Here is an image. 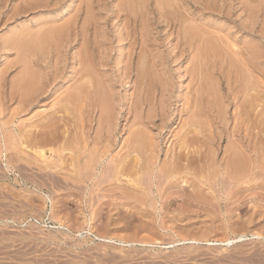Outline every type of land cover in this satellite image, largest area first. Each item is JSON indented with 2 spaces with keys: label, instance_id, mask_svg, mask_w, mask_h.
I'll return each instance as SVG.
<instances>
[{
  "label": "rangeland",
  "instance_id": "1",
  "mask_svg": "<svg viewBox=\"0 0 264 264\" xmlns=\"http://www.w3.org/2000/svg\"><path fill=\"white\" fill-rule=\"evenodd\" d=\"M33 1L35 0H0V264H264V238L257 239L253 235L262 234V232L264 234V213L262 214L264 212V187L259 192L247 189L242 191V187L235 188L234 185H230L233 182L229 179L230 177L227 174L225 176L221 174L223 166L219 167L228 159L226 153L231 147V142L237 141L238 137H241L239 134L242 133L243 136L244 132L239 131L240 125L237 124L238 122L241 124L242 112L246 114L245 125L247 127L250 125L251 129L250 127L249 129L253 130L251 132L258 131L260 129L258 127L261 126V133L263 132L261 135L264 136V0H129L134 5L132 7L128 0H40L46 2L47 5L41 4L39 8L28 10V4ZM71 1L74 5L68 9ZM123 6L125 9L128 8L127 10L131 8L132 13L139 12L137 13L138 20L133 19L129 26L124 22V13L117 14ZM134 9L138 10L133 12ZM87 16L94 23L93 45L92 42L85 43L81 35L76 38L77 35L74 34V30L75 33L81 30ZM181 23L184 24H182L183 28H186L187 32L189 29L188 33L196 38L195 45L190 50L181 44L180 36L185 33L184 29H179ZM60 27L64 29L63 31L67 30L65 31L67 35L64 32L65 36L62 34L60 37L52 34L53 29H61ZM49 28L53 31L50 32ZM91 45L96 50H91ZM142 52L144 53L142 64L144 68H147L149 76L153 74L157 79L156 82L162 94L169 90V93L163 95L170 96L173 101V117L169 124L171 129L165 130H170V134L167 135L166 140L164 139L165 141L162 140V153L158 159V166L154 170L155 175L161 170L160 168L166 162L165 159H168L172 153L171 148L174 149L177 141H180L178 139H183V132L185 133L189 127L187 121L191 115L184 112L182 106L189 102L187 100H194L192 99L195 97L194 93L199 88L200 96L202 95L201 103L198 101L200 109L203 106L206 107L204 109L206 111L211 108L209 107L211 104L213 113L216 114L219 110L218 114H221V110L225 107L223 112L227 113L229 120V125L225 127L228 128L227 132L230 135L228 134V138L223 133V140L219 146L217 145L219 150L216 152V161L212 166L213 169L215 166L218 167L217 169L213 171L211 168V171L208 167L210 163H207L208 166L202 163L197 167L198 170L195 168L197 170L195 173V169L190 172L194 173V177L192 175L188 177L195 178V183H198L193 185L194 188L181 180L180 189L164 190L166 193L163 195L166 194L165 196H169L170 192L167 200L164 196L162 198L157 196V193L155 194L157 187H154V194L147 195V199L142 192H137L138 196L136 194L135 196L139 198L141 195L140 198L143 200L139 198V201L135 197L137 204L133 200L130 202V199L118 197L122 189L124 191L127 189L125 183H119L120 181L110 183V186L116 187L115 189L121 187L118 188L120 191L116 190L115 193L118 195L115 198L113 195L116 194L108 190L110 189L109 183L106 185L104 183L105 187L102 186L103 184L100 186L106 191L99 190L100 187L95 189L97 186L94 184L98 180L105 182V180L102 181L103 177L108 179L106 174L113 167L112 157L125 154L127 149H124L126 148L124 140L130 136L131 129L136 127L132 124L135 117L134 112L129 114L134 95L137 94L131 85L134 75L130 77L123 75L126 71L124 68L130 63V59L138 61L139 53L142 54ZM82 59L93 68H101L102 75L105 74L104 84L114 83L117 96L124 99V103H128L124 107L125 110L120 112V116L118 115L120 122L116 128V141L111 142L113 146L109 147V153L104 156L103 163H100L97 172H93L96 174L95 181L90 173L87 179L82 181L78 178L77 182L76 177L73 178L72 175L69 177L70 169H73L72 163L76 161H74V155L76 159L79 156L82 157L84 164L85 161L95 157V154L92 155L95 152L94 149L102 143L101 141H104L103 139L96 141L95 132L99 126L98 121H100L97 109L87 104L83 108L85 111H81V114H84L81 115L78 111L81 104H77L79 108L75 106L76 104H71L70 107L73 110L70 114L63 108L64 97H71L70 94L72 97L75 96L74 91L78 86L76 82L79 79L77 72L81 68L78 63ZM98 61L100 64L96 65ZM102 62L104 67H100ZM31 77L33 79L35 77L37 82L42 79L47 80L50 90L54 93H46L42 96L43 99L26 95L25 90H22L23 82ZM22 79L23 82H21ZM227 87H230V90ZM227 94L230 98L225 97ZM27 96L31 97L32 101H34L33 98L37 101L39 99V102L35 103V100L34 103L29 104L31 100L30 98L25 99ZM184 98L185 100L187 98L186 103ZM252 100L255 103V109L249 107ZM26 101H29L28 105ZM60 105L62 107L58 113ZM94 110H96L95 113L92 112ZM204 110L200 111L199 118L196 117L199 124L206 121L207 111L205 115ZM61 111L63 113L58 115ZM47 115L52 116L47 120H56L57 126L64 123L58 133L55 128L53 129L56 130L54 132L57 135L60 134L58 139L62 135L68 137V140L63 139L64 142L61 138V142L57 139L54 142L51 141L53 144L46 145L47 148L44 147L46 150L55 149L52 158H49L50 161L47 160L48 165L50 164V171L46 168L47 162L34 159L35 155L32 152L35 147L37 149L39 146L37 144L39 141L35 140V137L40 139L44 136H38L40 135L38 130H40L41 122L47 123L45 120L48 118ZM54 116L57 119L53 120ZM239 116L240 119H238ZM58 117L65 119L60 121ZM81 117L86 120V124ZM247 118H249L248 121ZM80 121L85 124V131L82 130L83 128L79 129L82 125ZM216 121L213 122L214 125L212 123L214 128L212 130L221 135L223 125L216 124ZM66 122L69 126H65ZM247 122L249 125L246 124ZM203 124L201 127H206V124ZM251 124L254 126L252 127ZM256 124L257 127H255ZM215 128L221 129L215 132ZM233 129L241 133L237 134ZM64 130L66 134L62 132ZM33 132L37 134L35 137ZM49 132L51 133L50 130ZM155 133H159V130H155ZM25 138L28 139L25 140ZM84 138H89L86 140L88 144H84ZM31 139L34 143H31ZM68 141L70 144L67 143ZM96 143H98L97 146H95ZM62 144L64 146H61ZM91 145L95 147L90 150ZM67 146L73 150L69 151ZM86 146L89 147L88 150ZM89 154L91 156H88ZM43 167L44 170H42ZM148 174L149 171L144 174L143 188L146 190L152 187L153 183ZM50 175L51 178L53 175V178L49 181ZM187 175L190 174L187 173L185 177ZM129 178L132 177H128V180ZM261 181L264 184V179ZM55 182L58 184H52ZM75 184L81 189L79 186L75 189ZM238 188L241 192H238ZM175 189L182 191L179 200L171 197V192ZM96 191H101L102 193L99 192L101 196ZM114 203L120 204L119 207L118 205L114 207ZM243 235L247 237L241 239ZM99 236L111 237L113 241L106 243L97 238ZM227 240L230 243H227Z\"/></svg>",
  "mask_w": 264,
  "mask_h": 264
},
{
  "label": "bare ground",
  "instance_id": "2",
  "mask_svg": "<svg viewBox=\"0 0 264 264\" xmlns=\"http://www.w3.org/2000/svg\"><path fill=\"white\" fill-rule=\"evenodd\" d=\"M131 1V0H130ZM129 0H128V2H130ZM167 1V0H166ZM178 1V0H177ZM139 2V1H138ZM137 2V3H138ZM176 2V1H175ZM131 3V2H130ZM159 3V2H158ZM41 4H43V5H45L46 4V2H44V1H40V0H35V1H33L32 3H29L28 4V6L29 7H27L28 8V10H34V9H36V8H39L40 6H41ZM132 5H131V7L132 6H134L133 5V3H131ZM47 5V4H46ZM74 4H73V2L71 1V2H69V7H67L68 9L70 8V7H72ZM21 6V5H20ZM128 6V5H127ZM135 6H137V5H135ZM139 6V5H138ZM162 6V5H161ZM165 6V5H164ZM172 6V5H171ZM184 6V5H183ZM169 8V7H168ZM171 8V7H170ZM128 8H124V6H123V8H121L120 7V9H119V12H117V14H119V13H124V22H125V24L126 25H128L129 26V23L131 22V21H133V19L134 20H138V15H137V13H139V12H137L136 14L135 13H132V11H131V8H130V10H127ZM164 9V8H163ZM167 9V8H166ZM138 10V9H137ZM137 10H135L134 9V11L133 12H135V11H137ZM19 11V10H18ZM161 11H162V9H161ZM167 11V10H166ZM16 12V11H15ZM14 12V13H15ZM170 13V12H169ZM3 14V13H2ZM1 14V15H2ZM5 14V13H4ZM7 14V13H6ZM16 14V13H15ZM27 14V13H26ZM88 14V13H87ZM160 14H161V12H160ZM163 14H164V12H163ZM140 16V15H139ZM175 16V15H174ZM182 16H184V15H182ZM3 17V16H2ZM6 17V16H5ZM11 17V16H10ZM88 18L87 19H85V21H84V23H83V25L81 26V30L80 31H78L77 33H75V30H74V34H76L75 36H76V38L78 37V35L80 36H82V38L84 39V42L85 43H90V42H92L93 40H92V36H94V31H93V29H94V23H93V21H91V18L89 19V16H87ZM142 17V16H141ZM0 18H1V16H0ZM187 18V17H186ZM176 20H178V19H176ZM182 20H184V19H182ZM64 21V20H63ZM179 21V20H178ZM188 21V20H187ZM198 22V21H197ZM72 23V22H71ZM175 23V22H174ZM57 24V23H56ZM173 24V23H172ZM183 23H181V26L179 27V29L180 28H182L181 30H183L184 28H183V25H182ZM68 25L70 26V24L68 23ZM63 26V25H62ZM61 26V27H62ZM176 26V25H175ZM60 27V28H61ZM39 28V27H38ZM54 28V27H53ZM56 28V27H55ZM63 28H64V26H63ZM63 28H61V29H53L54 30V32L52 33V34H54V35H57L58 37H60V36H62V34H63V32L65 33V31H67V30H65V31H63L64 29ZM66 28H68V27H66ZM70 28V27H69ZM45 29V28H44ZM50 30H51V28H49ZM176 29H177V27H176ZM186 29V28H185ZM183 30L185 33H184V35H182V36H180V37H178V38H180V40H181V44L182 45H184V47H188L189 49L188 50H190V48H192L195 44H194V42H196V38L192 35L191 36V33H188L189 32V29H188V32L186 31V30ZM53 30H51L50 32H52ZM194 30V29H193ZM68 31H69V29H68ZM93 31V32H92ZM41 32V31H40ZM49 32V33H50ZM81 32H82V34H81ZM146 32V31H145ZM179 32V31H178ZM177 32V33H178ZM47 33V32H46ZM60 33H61V35H60ZM67 33V32H66ZM65 33V34H66ZM84 33V34H83ZM31 34V33H30ZM51 34V33H50ZM70 34H71V32H70ZM90 34V35H89ZM39 35V34H38ZM48 35V34H47ZM67 35V34H66ZM177 35H179V34H177ZM63 36H65L64 34H63ZM37 37V36H36ZM33 38V37H32ZM81 38V39H82ZM41 39V38H40ZM82 39V40H83ZM34 40V39H33ZM32 41V40H31ZM201 41H203V40H201ZM40 42V41H39ZM83 42V43H84ZM198 42V41H197ZM200 42V41H199ZM205 42H207V41H205ZM62 43V42H61ZM203 43V42H202ZM94 43L92 42V45H93ZM206 44V43H205ZM239 44V43H238ZM90 45V44H89ZM91 45V46H92ZM220 45V44H219ZM249 45H250V43H249ZM53 46V45H52ZM87 46V45H86ZM209 47V46H208ZM249 49V48H248ZM253 49V48H252ZM91 50H96V48L94 47V46H92L91 47ZM104 50V49H103ZM210 50V49H209ZM246 50V49H245ZM255 50V49H254ZM143 51V50H142ZM239 51V50H238ZM241 51H242V49H241ZM104 52H106L105 50H104ZM225 52V51H224ZM252 52H254V51H252ZM258 52V51H257ZM256 52V53H257ZM25 53V52H24ZM148 52H146V54H147ZM237 53V52H236ZM251 53V52H250ZM96 54V53H95ZM140 55L138 56V58L137 59H139L138 61H134V59L133 58H131L130 60V63L128 64V66L126 67V68H124V70H126L125 71V74L123 75L124 77L126 76V77H130V76H132V75H134V80L132 81V84L131 85H133V87L135 88V90H136V92H137V94H136V92H135V94L136 95H134L135 97L133 98V102H132V109L130 110V112H129V114L132 112H134V121H133V123L132 124H134L136 127H135V129L134 128H132L131 129V132H130V136L128 137V138H126L125 140H124V142H125V147L126 148H124V149H127L126 150V152H124L125 154H122V155H120V154H117L115 157H112V159H111V162H112V165H113V167L112 168H110V171H111V174H109V172L110 171H108V173L107 174H109V175H107L106 174V178H108L109 179V181H108V179H105V177H101L102 178V181L103 180H105V182H100L99 180H98V182H96L95 184H94V186H97L95 189H99V187L102 185L103 187H105L104 186V183H105V185L107 184V183H109V186H110V183L112 182V181H115V182H117V181H120L119 183H125V185H126V187H127V189H125V191H124V189H122L121 191L122 192H120L119 193V195H118V193L116 194L115 192H116V190L119 188H121V187H118L117 189H115V188H113L112 187V185L110 186V189H108V190H112L111 192H113V193H115L116 195L114 196L113 195V197L115 198L117 195H118V197L120 198V199H130L129 201L131 202V200H133V201H135V197H137L138 196V193L137 192H142L144 195H146V199H147V195H152V194H154V187H157V192H155V194L157 195V196H159L160 198H162V196H164L167 200H168V198L167 197H169L170 196V192H169V196H165V195H163L164 193H166L164 190H167V189H173V188H178V189H180L181 187H179V183L181 182V180H184L183 182L185 183L186 182V184H188L190 187L192 186L193 187V185H196V183H195V178L194 179H192L191 177H188V176H193L194 177V173L198 170L197 169V167L199 166V164H202V163H204L205 165H207L208 166V164L207 163H210V165L208 166L209 167V169L211 170V168H212V166H213V164H215V158H216V152H218V147H217V145L219 146V144H220V142H222V140H223V133L226 135V137H228V134L230 135V133H228L227 132V129H226V127H227V124H228V118H227V113L226 112H223L224 111V108H223V110H221L224 114H222V112H221V114L219 113L218 114V112H219V110H217V113L216 114H214L213 113V109H212V106H210L209 105V107H211L210 109H208V110H206L207 111V115L205 114V108L206 107H203V106H201L202 108L200 109L199 107V105H200V97L202 98V95L200 96V88L198 89V90H196V92L194 93L195 94V97L194 98H192V94L190 95L191 96V98L192 99H194L193 101L192 100H190L189 98V100H187V98H186V100L187 101H189L185 106L183 105L182 107H184L183 109H184V112H187V113H190L189 115H191V117L189 116V121H187L188 123V128L186 129V132L184 133L183 132V134H184V136H183V139H178V140H180V141H177V144L175 145V147H174V149L173 148H171L172 150H171V154H170V156H169V154L167 153V155L169 156V158L168 159H165V163L162 165V167H161V165H160V171L159 172H157L158 174L157 175H155L154 174V170L157 168V166H158V159H160V156H161V153H162V140H166V137H167V135L168 134H170V130H168V131H165L166 129H168V128H170V126H169V124H170V122H172V117H173V114H172V105H173V101H172V98L170 97V96H166V95H163L164 93H169V90L167 91L166 89V91L167 92H164L163 94H162V91L160 90V86L157 84V79L156 78H154V75L152 74V76L150 77L149 76V74H148V71H147V68H144V65L142 64V58H143V52H142V54L141 53H139ZM79 55V54H78ZM199 55V54H198ZM197 55V56H198ZM256 55V54H255ZM145 56V55H144ZM152 56H153V54H152ZM201 56V55H200ZM249 56V55H248ZM252 56V55H251ZM243 57V56H242ZM245 57V56H244ZM24 58V57H23ZM85 58V57H84ZM146 58V57H145ZM244 59H246V58H244ZM257 59V58H256ZM89 60V59H88ZM24 61V60H23ZM25 61H27V60H25ZM92 61V60H91ZM101 61H103L102 59H101ZM248 61V60H247ZM255 61V60H254ZM99 62V61H98ZM103 62H105V60L103 61ZM102 62V64H101V66L100 67H102L103 65H104V63ZM148 61H146V63H147ZM88 62H86L85 60H81L78 64L80 65V70L77 72V74H78V76H79V79L77 80V82H76V84L78 85L76 88H75V91H74V94H75V96H73L72 97V95L70 94L69 96H71V97H64V101L62 102V103H64V105H63V108H64V110L67 112V113H69L70 114V112L73 110H71V107H70V105L71 104H76L75 106H77V104H81V106H80V108L82 107V109H80L78 106V108H79V110L78 111H80L79 112V114H81V111L82 110H84L83 108H84V106L85 105H90L91 107H94V109H97V111H99V114H100V121H98V124H99V126H98V128L96 129V141L97 142H99L97 139H103L104 141H101L102 143H100V144H102V145H98V143H96L95 144V146H100V147H102V149H100V147H98L97 146V148H99V149H97V148H95L94 149V153L92 154V155H94L95 154V157H93V159H91V158H89V159H91V160H88V161H85L84 162V164H83V160H82V157H77L78 159H76L75 158V155H74V161L76 162V164H74L75 162L74 161H72L71 160V162H74V163H72L73 164V169L71 170L70 169V173H68V174H70V176L69 177H71V175H72V177L73 178H75V180L77 181L78 180V178H80V179H82V181H84L85 179H87L88 177H87V175L88 176H90V173H91V176H94V181H95V179H96V174H93V172L94 171H96L97 172V169H98V167H99V165H100V163L102 162L103 163V160H104V156L105 155H107L108 153H109V147L110 146H113L112 144H111V142L112 143H114L115 141H116V133H117V126H118V123L120 122V118H118V115L120 116V112L122 111V110H125V108L124 107H126L127 106V103H124L125 102V100L123 99H120L118 96H117V93L115 92V86H114V83H111V85H110V83L109 84H107V85H105L104 84V81H105V79H103L104 77V75L105 74H103L102 75V73L101 72H103L102 71V69L100 70L99 68L97 69L96 67H91L92 65H90V64H87ZM144 63V62H143ZM92 64V63H91ZM96 64V63H95ZM95 64H94V66H95ZM98 64H100V62L99 63H97L96 65H98ZM106 64V63H105ZM251 64V63H250ZM256 64V63H255ZM87 65V66H86ZM53 66V65H52ZM146 66V65H145ZM245 66H247V65H245ZM29 67V66H28ZM104 67V66H103ZM193 67V66H192ZM255 67V66H254ZM258 67V66H257ZM149 68V67H148ZM249 68V67H248ZM77 70V69H76ZM201 71V70H200ZM75 72V71H74ZM149 72H150V70H149ZM105 73V72H104ZM190 74V73H189ZM193 74V73H192ZM223 74V73H222ZM24 75V74H23ZM76 75V74H75ZM30 76V75H29ZM37 76V75H36ZM122 76V77H123ZM75 77V76H74ZM38 77H36V79H37ZM42 78H43V76H42ZM76 78H77V76H76ZM102 78V79H101ZM65 80H66V78H64ZM108 78H106V80H107ZM194 79V78H193ZM201 79V78H200ZM38 80V79H37ZM64 80V81H65ZM24 80L22 79V81L21 82H23ZM62 81V80H61ZM63 82V81H62ZM75 82V81H74ZM20 83V82H19ZM105 83H107V82H105ZM234 83V82H233ZM232 83V84H233ZM236 83V82H235ZM23 84H24V86L22 87V90H25V94L26 95H30V96H34V97H36V98H40V97H42V96H45V94L46 93H52L53 91L52 90H50V84L48 83V81L47 80H38V82L35 80V77H34V79L31 77V78H28L25 82H23ZM22 84V85H23ZM244 84V83H243ZM199 85V84H198ZM253 86V85H252ZM68 87V86H67ZM130 87H132V86H130ZM248 87V86H247ZM24 88V89H23ZM54 88V87H53ZM197 88V87H196ZM228 88V87H227ZM240 88V87H239ZM164 89V88H163ZM228 90H230V87L228 88ZM251 90V89H250ZM16 91V90H15ZM51 91V92H50ZM234 92V91H233ZM236 92V91H235ZM240 92V91H239ZM248 92V91H247ZM257 92V91H256ZM54 93V92H53ZM70 93H71V91H70ZM157 94V95H154V94ZM252 93V92H251ZM9 94V93H8ZM24 94V93H23ZM22 94V95H23ZM24 94V95H25ZM231 94V93H230ZM233 94V93H232ZM237 94V93H236ZM241 94H242V92H241ZM14 95V94H13ZM25 95V96H26ZM76 95H77V97H76ZM161 95V97H159ZM239 95V94H238ZM253 95V94H252ZM21 96V95H20ZM47 96V95H46ZM199 96V97H198ZM246 96V95H245ZM249 96V95H248ZM24 97V96H23ZM47 97H49V96H47ZM51 97V96H50ZM225 97H229L230 98V95L229 94H227V95H225ZM27 98H30V100L32 99L31 97H25V99H27ZM94 100H93V99ZM126 98V97H125ZM23 99V98H22ZM24 99V100H25ZM41 99H43V97L41 98ZM29 100V101H30ZM33 100L35 101L36 99H34L33 98ZM47 100V99H46ZM76 100H77V102H79V103H77L76 102ZM184 100H185V98H184ZM186 100H185V103H186ZM202 100V99H201ZM236 100V99H235ZM249 100H251V99H249ZM28 101V102H29ZM34 101H30L29 102V104H31V103H34ZM43 101H45V100H43ZM198 101L200 102L199 103V105H198ZM27 102V101H26ZM25 102V103H26ZM28 102H27V105H28ZM36 102H39V99H38V101L36 100L35 101V103ZM76 102V103H75ZM93 102V103H92ZM191 102V103H190ZM251 102V101H250ZM46 103V102H45ZM91 103H92V105H91ZM130 103V102H129ZM257 103V102H256ZM39 104V103H38ZM226 104V103H225ZM240 104V103H239ZM255 103H253V100H252V103L249 105V107H250V109H255V105H254ZM202 105V104H201ZM219 105V104H218ZM247 105V106H248ZM207 106V105H206ZM13 107V106H12ZM53 107V106H52ZM56 107V106H55ZM60 107V108H59ZM58 107V113H59V110L61 109V107H62V105H60ZM181 107V106H180ZM57 108V107H56ZM63 108H62V110H63ZM86 109V108H85ZM182 109V108H181ZM204 110V114L206 115L205 116V118H206V121L205 122H202V123H204V124H206V127H201V125H202V123H200L199 124V122L196 120V117H198V115H199V113H200V111L201 110ZM245 109V108H244ZM57 110V109H56ZM128 110V109H127ZM247 110V109H246ZM54 111H55V109H54ZM85 111V110H84ZM95 111L96 110H94V111H92V112H94L95 113ZM243 111V110H242ZM83 112V111H82ZM91 112V111H90ZM123 112V111H122ZM182 112H183V110H182ZM61 113H63L62 111L60 112V114H58V115H61ZM75 114H76V112H74ZM131 113V114H132ZM51 114V113H50ZM66 114V113H65ZM68 114V115H69ZM82 114H84V113H82ZM81 114V115H82ZM201 114V113H200ZM218 114V115H217ZM53 115V114H52ZM63 115V114H62ZM67 115V116H68ZM80 115V116H81ZM93 115V114H92ZM122 115V114H121ZM48 116V115H47ZM76 116V115H75ZM201 116V115H200ZM204 116V115H203ZM235 116V115H234ZM238 116V115H237ZM245 116H246V114L244 113V112H242V116H241V118H242V121H240V123L241 124H239V122L237 123L238 125H240V130L239 131H241L242 130V132H244L243 133V136H242V133L241 132H239L238 130L236 131L235 129H233L234 131H236V133L237 134H239V133H241V134H239V135H241V137L239 138L238 137V140L237 141H233V143L231 142V147H229L230 149H228L229 151L226 153L227 155H228V159H227V157H226V159L227 160H225V158L223 157V159L225 160L224 161V163L225 164H221L219 167H221V166H223V173H222V171H221V174L222 175H224L225 176V174H227L230 178L229 179H231L233 182H232V184H230L231 186L232 185H234L235 186V188H237V187H242V191L244 190V189H247V190H255V191H257V192H259V190L260 189H262L263 187H264V184L262 183V181H261V179L263 180L264 179V166H263V163H264V136H262L261 134L263 133H261V126H259L258 128H260L258 131H256V130H254V131H256V132H254V133H252L253 132V130H250L251 129V127H250V125L248 124V122L246 123V124H248L249 126L247 127L246 125H245ZM247 116H248V114H247ZM49 117H51L52 118V116L50 115V116H48V118H46L45 120L47 121V123H43V122H41L42 124H40V130H38V131H40V132H38L40 135H38V136H41V135H44V136H41L40 137V139L39 138H37L36 139V132L34 133L33 132V136L35 137V140H37V141H39V142H37V144H39V146H37L38 148L36 149V147H35V150H34V147H33V150L34 151H32V152H34V155H35V158L34 159H38V160H41L42 162H47V160H49V158L51 157L52 158V154H54L55 152H54V150L52 151V150H50V148H49V150L47 149H44V147H46V145L48 146L49 144H53V143H51V141L52 142H54V141H56L58 138H59V135H57L56 134V132L58 133V131H59V129H60V127H63L64 125V121L62 122L63 124H60V125H62V126H60V125H58L57 126V124H56V120L55 119H57L55 116V118L53 119V120H55V121H48L47 119H49ZM60 117V116H59ZM58 117V118H59ZM65 117H66V115H65ZM72 117V116H71ZM71 117H69V118H71ZM93 117V116H92ZM249 118H250V116H248ZM255 117V116H254ZM257 117V116H256ZM51 118H50V120H51ZM67 118V117H66ZM199 118V117H198ZM249 118H247V121H248V119ZM59 119H61V118H59ZM63 119H65V118H63L62 117V119L60 120V121H62ZM81 119L82 120H84L82 117H81ZM200 119H201V117H200ZM199 119V120H200ZM238 119H240V116L238 117ZM237 119V120H238ZM185 120V119H184ZM215 120H217L216 121V124L217 123H219V125L221 126V125H223V126H221V128H222V130L221 131H223L222 133H221V135H220V133H219V135L217 134V133H214L213 132V130H212V128H213V126H212V123L214 122L215 123ZM263 120V119H262ZM79 121V120H78ZM86 120H84L83 122H85ZM126 121V120H125ZM252 121V120H251ZM59 122V121H58ZM68 122V121H67ZM67 122L65 123V126H69L68 124H67ZM81 123H82V121H80ZM94 122V121H93ZM263 122V121H262ZM77 123V122H76ZM81 123H78V124H81ZM87 122H85V124H86ZM214 123H213V125H214ZM250 123V122H249ZM254 123V122H253ZM260 123V122H259ZM258 123V124H259ZM84 123H82V125H81V128L79 127V129H82L83 131H85V129H84V126H85V124L83 125ZM203 124V125H204ZM236 124V126H238ZM261 124V123H260ZM263 124V123H262ZM134 125H132L133 127H134ZM218 125V126H219ZM229 125V124H228ZM252 125V127L254 126L253 124H251ZM35 126H36V124H35ZM87 126V125H86ZM226 126V127H225ZM246 126V127H245ZM37 127V126H36ZM74 127V126H73ZM91 127V126H90ZM216 127H217V125H216ZM249 127H250V129H249ZM255 127H257V124L255 125ZM262 127H263V125H262ZM56 129V130H53V129ZM66 128H68V127H66ZM221 128H219V129H221ZM38 129V128H37ZM62 129V128H61ZM122 129V128H121ZM171 129V128H170ZM214 129V128H213ZM216 129V128H215ZM219 129L217 128L216 130H215V132H219ZM253 129H255V128H253ZM257 129V128H256ZM48 130V131H47ZM49 130L51 131V133L49 132ZM81 130V131H82ZM155 130H159V133H155ZM218 130V131H217ZM264 130V129H263ZM262 130V131H263ZM26 131V130H25ZM24 131V132H25ZM47 131V133L49 132L50 133V135H49V133H48V135H46L47 133H45ZM54 131H56V132H54ZM91 131V130H90ZM229 131V130H228ZM231 131V130H230ZM234 131H232L233 132V134H235L234 133ZM252 131V132H251ZM62 132H65V130L64 131H62ZM75 132H76V130H75ZM60 133V132H59ZM67 133H68V130H67ZM79 133V132H78ZM87 133V132H86ZM28 134V133H27ZM64 134H66V132L64 133ZM81 134V133H80ZM119 134V133H118ZM176 134V133H175ZM182 134V135H183ZM232 134V133H231ZM232 134V135H233ZM25 135V134H24ZM29 135V134H28ZM71 135V134H70ZM89 135L90 134H88V137H89ZM181 135V134H180ZM27 136V135H26ZM31 136H32V134H31ZM30 136V137H31ZM32 136V137H33ZM236 136V135H235ZM29 137V138H30ZM61 138H62V140L64 139V138H67V140H68V137H67V135L66 136H60ZM70 137V136H69ZM177 137V136H176ZM225 137V136H224ZM60 138V139H61ZM78 138H79V135H78ZM80 138H82V137H80ZM90 138V137H89ZM88 138V139H89ZM180 138H182L181 136H180ZM229 138V137H228ZM233 138V137H232ZM236 138V137H235ZM28 138H25V140H27ZM60 139H58L59 140V142H61V140ZM88 139H83L85 142H84V144L85 143H87L88 144V142H86V140H88ZM33 139H31V141H32ZM91 140V139H90ZM164 140V141H165ZM236 140V139H235ZM29 141H30V139H29ZM79 140H77V142H78ZM81 141V140H80ZM95 141V142H96ZM62 142H64V140L62 141ZM81 142H83V141H81ZM90 142V141H89ZM31 143H34L33 141L31 142ZM56 143H58V142H56ZM68 144H70V142L68 141L67 142ZM80 143V142H79ZM94 143V142H93ZM218 143V144H217ZM229 143V142H228ZM35 144H36V142H35ZM81 145H82V143H80ZM86 144V145H87ZM93 145V144H92ZM92 145L90 146V150L93 148V147H95V146H93L92 147ZM30 146V145H29ZM61 146H64L63 144L61 145ZM85 146V145H84ZM84 146H82V148L84 147ZM114 146H116L115 144H114ZM68 147H69V151H70V149H72L73 150V148H70V146H67V149H68ZM19 148V147H18ZM47 148V147H46ZM75 148H76V146H75ZM80 148V147H79ZM78 148V149H79ZM82 148H80V149H82ZM86 148H87V146H86ZM89 148V147H88ZM88 148H87V150H88ZM113 148V147H112ZM30 149H32V148H30ZM52 149V148H51ZM84 149H85V147H84ZM84 149H82V150H84ZM18 150V149H17ZM23 150V149H22ZM64 150H66L65 149V147H64ZM71 150V151H72ZM86 150V151H87ZM89 150V151H90ZM102 150V151H101ZM118 151V150H117ZM17 152H19V151H17ZM60 152V151H59ZM59 152H57V153H59ZM66 152V151H65ZM76 152V151H75ZM82 152V151H81ZM88 152V151H87ZM169 152H170V149H169ZM224 152V151H223ZM4 153V152H3ZM62 153H64V152H62ZM68 153V152H67ZM73 153V152H72ZM79 153V152H78ZM86 153V152H85ZM114 153V152H113ZM115 153H117V152H115ZM121 153H123V152H121ZM229 153V154H228ZM61 154V153H60ZM4 155H5V153H4ZM66 155V154H65ZM78 155V154H77ZM32 156V155H31ZM55 156H57V155H55ZM67 156H69V155H67ZM81 156H83V154L81 155ZM85 156V155H84ZM87 156V155H86ZM88 156H91L90 154L88 155ZM3 157V156H2ZM14 158V157H13ZM50 158V159H51ZM63 158V157H62ZM85 158V157H84ZM7 159V158H6ZM64 159V158H63ZM68 159V158H67ZM105 159H106V157H105ZM221 160V159H220ZM7 162H9L8 161V159L6 160ZM21 161V160H20ZM50 161V160H49ZM52 161V160H51ZM64 161V160H63ZM13 162V161H12ZM16 162V161H15ZM19 162V161H18ZM28 162V161H27ZM33 162H35V161H33ZM40 162V161H39ZM55 162V161H54ZM70 162V161H69ZM52 163V162H51ZM64 163V162H63ZM10 164V163H9ZM14 164V163H13ZM20 164V163H19ZM46 164V163H45ZM69 164V163H68ZM217 164V163H216ZM59 165H60V163H59ZM67 165V164H66ZM70 165V164H69ZM69 165H67V166H69ZM8 166V165H7ZM12 166H14V165H12ZM41 166V165H40ZM48 166H49V168H48ZM56 166V165H55ZM72 166V165H71ZM111 166V165H110ZM23 167V166H22ZM59 167V166H58ZM147 167V168H146ZM13 168V167H12ZM27 168V167H26ZM40 168V167H39ZM47 169H49V171H50V164L48 165V162H47V167H46ZM60 168V167H59ZM65 168V167H64ZM197 170H196V169ZM201 168V167H200ZM199 168V169H200ZM218 168V167H217ZM216 168V166H215V169H217ZM20 169V168H19ZM32 169V168H31ZM61 169H62V167H61ZM194 169H195V171H194ZM202 169V168H201ZM213 169V168H212ZM215 169H213V171L215 170ZM222 169V168H221ZM9 170H10V168H9ZM13 170V169H12ZM33 170V169H32ZM32 170H31V172H32ZM37 170V169H36ZM42 170H44V167H43V169ZM62 170H64V169H62ZM104 170V169H103ZM105 170H106V168H105ZM151 170H152V172H151ZM34 171H35V169H34ZM49 171H48V173H49ZM59 171H61L60 169H59ZM64 171H66V170H64ZM149 171V174H148V176L150 175V172H151V175L149 176L150 177V180L153 182L152 183V187H150L148 190H146L145 188H143V184L145 183L144 182V174H146L147 172ZM192 171H194V173H190V172H192ZM201 171V170H200ZM212 171V170H211ZM37 172H38V170H37ZM52 172V171H51ZM202 172V171H201ZM204 172V171H203ZM42 173V172H41ZM45 173V172H44ZM47 173V174H48ZM56 173V172H55ZM60 173V172H59ZM155 173H156V171H155ZM190 174V175H187V177H185V175L186 174ZM28 174V173H27ZM46 174V173H45ZM46 174V175H47ZM50 174V173H49ZM93 174V175H92ZM105 174V173H104ZM185 174V175H184ZM201 174V173H200ZM205 174V173H204ZM210 174V173H209ZM38 175V174H37ZM40 175V174H39ZM46 175H44L43 174V176H46ZM53 175H54V172H53ZM53 175H52V178H53ZM98 175V174H97ZM196 175V174H195ZM211 175V174H210ZM49 176V175H48ZM60 176V175H59ZM64 176V175H63ZM67 176V175H66ZM101 176V175H100ZM147 176V175H146ZM145 176V177H146ZM206 176H207V174H206ZM24 177V176H23ZM42 177V176H41ZM98 177V176H97ZM128 177H132L130 180H128ZM204 177V176H203ZM3 178V177H2ZM5 178V177H4ZM51 178V175H50V177L48 178V180ZM52 178L50 179V180H52ZM68 178V177H67ZM148 178V177H147ZM154 178L156 179V180H154ZM188 178H191V179H188ZM223 178V177H222ZM225 178V177H224ZM227 178V177H226ZM7 179V178H6ZM36 179V178H35ZM55 179V178H54ZM64 180H65V178H63ZM90 179H92V177H90ZM127 179V180H126ZM198 179V178H197ZM49 180V181H50ZM69 180V179H68ZM222 180V179H221ZM225 180V179H224ZM41 181V180H40ZM54 181V180H53ZM56 181V180H55ZM74 181V180H73ZM79 181H81V180H79ZM89 181H91V180H89ZM147 181V180H146ZM149 181V180H148ZM147 181V182H148ZM155 181H156V183H155ZM204 181V180H203ZM226 181V180H225ZM44 182H46V181H44ZM43 182V183H44ZM57 182V181H56ZM52 183V184H58V183ZM59 182V181H58ZM78 182V181H77ZM114 182V183H115ZM144 182V183H143ZM207 182V181H206ZM264 182V181H263ZM36 183V185H38V183L37 182H35ZM72 183V182H71ZM83 183V182H82ZM81 183V184H82ZM113 183V185H115ZM155 183V184H154ZM41 184V183H40ZM60 184V183H59ZM77 184V183H76ZM75 184V185H76ZM79 185H80V183H78ZM84 184H85V182H84ZM118 184V183H117ZM181 184V183H180ZM198 184V183H197ZM223 184V183H222ZM34 185V184H33ZM73 185V184H72ZM74 185V187H75V189L76 188H78V186L79 185H76L75 186ZM149 185V184H148ZM210 185V184H209ZM229 185V184H228ZM41 186V185H40ZM109 186H106L107 188H109ZM116 186V185H115ZM119 186V185H118ZM186 186V185H185ZM215 186V185H214ZM34 187H36V186H34ZM38 187V186H37ZM36 187V188H37ZM46 187V186H45ZM47 187H49V185L47 184ZM70 187V186H69ZM73 187V186H72ZM73 187V188H74ZM112 187V188H111ZM149 187V186H148ZM183 187V186H182ZM191 187V188H192ZM4 188V187H3ZM71 188V187H70ZM72 188V189H73ZM79 188L81 189V187L79 186ZM124 188V187H123ZM166 188V189H165ZM190 188V189H191ZM194 188V187H193ZM210 188V187H209ZM229 188V187H228ZM35 189V188H34ZM39 189V188H38ZM115 189V190H114ZM117 190V191H120V190ZM185 189V188H184ZM202 189H203V186H202ZM239 189L240 188H238V192H241V190L239 191ZM78 190V189H77ZM92 190H94V189H92ZM99 190H101V191H106V189L104 188L103 190L101 189V187H100V189ZM34 191V190H33ZM52 191V190H51ZM101 191H99V192H101ZM184 191V190H183ZM198 191V190H197ZM263 191H264V189H263ZM1 192H3L2 190H1ZM12 192V191H11ZM69 192H70V190H69ZM96 192H98V191H96ZM99 192H98V195H100L101 196V194H99ZM200 192V191H199ZM252 192V191H251ZM94 193V192H93ZM92 193V194H93ZM102 193V192H101ZM106 193V192H105ZM141 193V194H142ZM192 193H194V192H192ZM191 193V194H192ZM111 194V193H110ZM135 194L137 195V196H135ZM142 194V196H144ZM181 194H182V191H180V190H173L172 192H171V197H172V199H177V200H179L178 198H180L181 197ZM244 194V193H243ZM262 194V193H261ZM56 195V194H55ZM72 195V194H71ZM74 195V194H73ZM150 195V196H151ZM167 195H168V193H167ZM204 195V194H203ZM53 196V195H52ZM107 196V195H106ZM140 197H141V195H139ZM149 196V197H150ZM25 197V196H24ZM36 197V196H35ZM46 197H47V195H46ZM105 197V196H104ZM109 197V196H108ZM139 197V198H140ZM158 197V198H159ZM249 197H251V196H249ZM256 197V196H255ZM259 197V196H258ZM258 197H257V200H258ZM70 198H71V196H70ZM110 198V197H109ZM119 198H116V199H119ZM138 198V197H137ZM138 198V200L140 201V199L142 200V198H140L139 199ZM145 198V197H144ZM151 198V197H150ZM195 198V197H194ZM201 198V197H200ZM254 198V197H253ZM68 199V198H67ZM95 199V198H94ZM103 199V198H102ZM112 200H113V198H111ZM120 199H119V201H120ZM152 200H153V198H151ZM155 199V198H154ZM164 199V198H163ZM171 199V198H170ZM189 199V198H188ZM212 199V198H211ZM233 199V198H232ZM243 199V198H242ZM28 200V199H27ZM33 200V199H32ZM48 200V199H47ZM50 200V199H49ZM99 200V199H98ZM145 200V199H144ZM118 201V200H117ZM124 201V200H123ZM143 201V200H142ZM156 201V200H155ZM159 201V200H158ZM157 201V202H158ZM176 201V200H175ZM185 201V200H184ZM200 201V200H199ZM28 202V201H27ZM32 202V201H31ZM135 202H137V201H135ZM156 202V203H157ZM170 202H172V200L170 201ZM190 202V201H189ZM188 202V203H189ZM56 203V202H55ZM70 203V202H69ZM98 203V202H97ZM102 203V202H101ZM105 203V202H104ZM141 203H143V202H141ZM141 203H139V204H141ZM145 203H147V201L145 202ZM155 203V202H154ZM168 203V202H167ZM186 203V202H185ZM29 204V203H28ZM31 204V203H30ZM103 204V203H102ZM137 204H138V202H137ZM137 204H135L136 206H138ZM172 204V203H171ZM33 205V204H32ZM55 205V204H54ZM66 205V204H65ZM105 205V204H104ZM104 205H102V206H104ZM106 205H107V203H106ZM115 205V206H114ZM114 207H117L116 205H118V204H115L114 203ZM120 205V204H119ZM119 205H118V207H119ZM121 205H122V203H121ZM133 205V204H132ZM134 205V207H136ZM163 205V204H162ZM250 205V204H249ZM125 206H126V204H125ZM241 206V205H240ZM98 207H99V205H98ZM130 207V206H129ZM133 207V206H132ZM142 206H140V208H141ZM124 208V207H123ZM139 208V209H140ZM166 208V207H165ZM257 208H258V206H257ZM31 209V208H30ZM261 209V208H260ZM260 209H259V211H260ZM99 211V210H98ZM148 212V211H147ZM102 213V212H101ZM219 213V212H218ZM264 212H262V214H263ZM98 214V213H97ZM139 214V213H138ZM141 214V213H140ZM139 214V215H140ZM261 214V215H262ZM139 215H138V217H139ZM142 215V214H141ZM145 215V214H144ZM143 215V216H144ZM151 215V214H150ZM182 215V214H181ZM258 215V214H257ZM80 216V215H79ZM133 216V215H132ZM147 216V215H146ZM171 216V215H170ZM183 216V215H182ZM181 216V217H182ZM186 216V215H185ZM136 217H137V215H136ZM94 218V217H93ZM116 218V217H115ZM130 218V217H129ZM251 218V217H250ZM109 219V218H108ZM127 219V218H126ZM138 219H140V218H138ZM142 219V218H141ZM140 219V220H141ZM178 219V218H177ZM207 219V218H206ZM258 219H259V217H258ZM262 219V218H261ZM118 220V219H117ZM120 220V219H119ZM132 220V219H131ZM136 220V219H135ZM106 221V220H105ZM113 221V220H112ZM127 221H128V219H127ZM133 221V220H132ZM254 221H256V220H254ZM77 222V221H76ZM124 222V221H123ZM248 222H249V220H248ZM258 222V221H257ZM144 223V222H143ZM254 223V222H253ZM264 223V222H263ZM63 224V223H62ZM61 224V225H62ZM105 224V223H104ZM119 224V226H120V223H118ZM115 225V224H114ZM148 225V224H147ZM249 225V224H248ZM262 225V224H261ZM64 226V225H63ZM118 226V225H117ZM260 226V225H259ZM258 226V227H259ZM66 227V226H65ZM64 227V228H65ZM144 227V226H143ZM148 227V226H147ZM67 228V227H66ZM262 229V228H261ZM108 233V232H107ZM148 235V234H147ZM200 235V234H199ZM254 235V237H256L257 239H263L264 238V234H263V232H262V234L261 233H255V234H253ZM148 237V236H147ZM206 237V236H205ZM243 237H244V235L243 236H241L240 238L241 239H243ZM247 237V236H246ZM246 237H244V238H246ZM97 238H99V239H101L102 241H104V242H106V243H109V242H112L113 241V239H110V238H107L106 236H104V237H97ZM126 238V237H125ZM149 238V237H148ZM132 239V238H131ZM115 240V239H114ZM125 240V239H124ZM241 241V240H240ZM160 242V241H159ZM162 242V241H161ZM227 243H230L228 240H227ZM232 243V242H231Z\"/></svg>",
  "mask_w": 264,
  "mask_h": 264
}]
</instances>
